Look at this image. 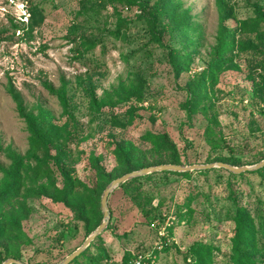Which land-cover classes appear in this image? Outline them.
Returning a JSON list of instances; mask_svg holds the SVG:
<instances>
[{"label":"rangeland","instance_id":"obj_1","mask_svg":"<svg viewBox=\"0 0 264 264\" xmlns=\"http://www.w3.org/2000/svg\"><path fill=\"white\" fill-rule=\"evenodd\" d=\"M136 1L142 8L119 0H0V191L10 182L3 173L10 164L7 152L24 155L28 143L8 87L21 95L27 110L42 105L60 130L62 110L42 83L57 88L62 78L68 109L84 136L70 146L71 164L75 177L89 187L102 185L92 162L111 174L116 169L112 152L122 140L145 153L147 167L172 154L180 158L179 166L221 162L244 167L264 159V20L256 18L252 6L258 3L264 11V0H172L179 5L172 23L154 30L148 20L157 0ZM182 16L188 21L179 28ZM81 38L107 43L105 54L100 47L94 50L99 60L94 68L74 59ZM220 40L228 44L223 62L192 99L200 74L218 62ZM106 94L112 100L95 111L93 102ZM127 115L133 118L130 125L115 124ZM207 128L224 138L226 147L213 151L205 139ZM148 132L164 135L170 151L142 140ZM199 171L142 181L139 188L150 198L143 206V212L151 210L148 218L118 186L107 199L111 220L101 241L69 264H88L87 259L122 264L128 254L156 264H197L198 256L206 264H229L235 215L243 210L258 227L264 220V186L256 174ZM45 183L28 171L19 193L0 200V213L18 220L25 234L0 243L19 248L24 264H58L89 235L67 207L52 199V189L43 195L24 191ZM253 261L264 264V254L254 253Z\"/></svg>","mask_w":264,"mask_h":264},{"label":"trees","instance_id":"obj_2","mask_svg":"<svg viewBox=\"0 0 264 264\" xmlns=\"http://www.w3.org/2000/svg\"><path fill=\"white\" fill-rule=\"evenodd\" d=\"M126 1L127 5H136L139 8L142 6L136 0H119ZM253 6V12L257 19L264 20V11L262 6L255 3ZM179 5L174 4L172 0H157L153 5V13L149 18V25L152 30L156 26H170L173 18L177 14ZM32 16L36 15V12L30 11ZM164 19H168L165 23ZM188 19L186 16H182L181 22L178 24L179 28H184ZM243 29H248L247 22H242ZM152 37L159 41L157 32H151ZM222 35V33H221ZM75 37L71 40L74 42ZM226 42L220 40L219 51H216L215 57H218V62H214L209 68L203 71L199 77L198 87L194 93H192V99L197 93H200V89L206 86V79L209 75L215 73L219 68V61L223 62L220 57L227 51ZM100 47L101 53L105 54L107 50V43L104 40H85L83 38L78 42V48L74 51L77 53L75 60L79 61L87 69L97 66L96 58H94V50ZM175 66H178L177 64ZM260 68L264 70V65L261 64ZM177 69V68H176ZM212 71V72H210ZM208 73V74H207ZM207 74L206 77L204 75ZM264 83V80H263ZM43 90L51 97L55 98L62 112L61 117L64 119L62 129L58 130L54 127L53 116L42 105L37 104L32 110H27L21 95L14 90L12 86H9L7 93L11 97L18 116L23 120L25 130L28 134L27 150L24 155H18L13 152H7V159L10 161L7 170H3V173L9 177L10 182L0 191V200L8 194H18L23 186L24 178L27 177L28 171L32 173L34 178H44L45 184L36 186L34 190L24 189L25 193L31 195H43L48 189H52L51 197L55 202L62 203L73 214L75 220L82 224V228L87 236L90 234L101 222V213L97 209L100 194L103 191V187L110 181L132 171H137L147 167L145 165V153L137 149L130 141L122 140L115 144L113 149V156L116 163V169L111 174H106L96 162L93 163V168L98 175L100 187H89L75 177L74 168L72 166L71 150L70 146L78 144L83 141V129L81 123L75 118V116L68 109L66 100V82L63 78L60 81L59 87L55 88L50 83H42ZM117 95V94H116ZM112 100V94H106L105 100L100 102H93V108L99 112L101 107L106 101ZM190 101V100H189ZM187 108L190 106L187 105ZM133 122L131 115H127V119L121 122H115L118 126L130 125ZM213 131L207 128L204 132L205 139L211 146L213 151H216L220 147H226V141L224 138H217L213 135ZM142 140L151 142L153 144H159L160 147H164L165 150L170 151L167 144L166 137L162 134H155L148 132L142 136ZM24 161L27 164H24ZM180 158L175 154L167 156L164 160H154L150 165L160 164H180ZM202 172V171H198ZM169 172L152 173L143 177H137L126 181L119 186L120 189L129 193V198L143 212V206L150 204V198L142 192L139 185L144 180H150L154 176L161 175L167 176ZM176 173V172H174ZM193 171L176 173L180 176H189ZM247 174H256L260 177V180L264 186V168L257 171L246 172ZM231 174V173H230ZM232 177L241 175L231 174ZM59 186L54 185V181L57 180ZM151 210L143 212L145 218H148ZM111 217V216H110ZM111 220V218H110ZM231 237V252L227 261L229 264H256L253 261L254 253L264 254V220L261 219L259 226L255 225L247 219L243 214V210H238L234 218V230ZM10 236L14 238H25V234L21 230L18 220L12 217H7L0 213V242L7 240ZM101 241V235L97 236L87 247H94L96 243ZM0 248L4 249V256L0 258V264L7 258H12L22 262V256L19 248L16 246H10L7 249L4 244L0 243ZM86 249V250H87ZM196 254V252H194ZM81 254L73 261L75 262ZM198 256V255H197ZM133 256L130 254L124 256L122 264H126ZM199 260L197 264H206L201 256H198ZM88 264H96L95 261L87 259ZM143 264H156L153 260H147L144 258ZM28 264V263H25Z\"/></svg>","mask_w":264,"mask_h":264},{"label":"water","instance_id":"obj_3","mask_svg":"<svg viewBox=\"0 0 264 264\" xmlns=\"http://www.w3.org/2000/svg\"><path fill=\"white\" fill-rule=\"evenodd\" d=\"M264 167V159L261 160L259 163H256L252 166H244V167H235L221 162H215L211 164H204V165H190V166H179V165H157L151 167H145L137 171H132L130 173L124 174L114 180H112L109 185L103 190L101 199H100V210L102 213V222L98 225L84 240L80 247H78L74 252L66 256L61 262L58 264H69L71 263L76 257H78L84 250L87 249L89 244L101 234V232L106 228L110 221V213L109 208L107 206V199L109 194L116 189L121 184L125 183L126 181L137 178L143 177L152 173L158 172H176V173H184L190 172L195 170H210L213 168H221L227 170L234 174H240L244 172L256 171ZM2 264H24L21 261L15 259H7Z\"/></svg>","mask_w":264,"mask_h":264},{"label":"built area","instance_id":"obj_4","mask_svg":"<svg viewBox=\"0 0 264 264\" xmlns=\"http://www.w3.org/2000/svg\"><path fill=\"white\" fill-rule=\"evenodd\" d=\"M20 12L22 17H26L28 15L27 8L25 7V4H21L20 6ZM159 236H164L163 229L158 232ZM161 246H157V249L159 250ZM144 256L142 255H134L133 258H131L126 264H143Z\"/></svg>","mask_w":264,"mask_h":264}]
</instances>
